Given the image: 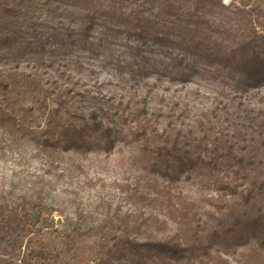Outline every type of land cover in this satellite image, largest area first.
I'll return each mask as SVG.
<instances>
[{
    "label": "rangeland",
    "instance_id": "obj_1",
    "mask_svg": "<svg viewBox=\"0 0 264 264\" xmlns=\"http://www.w3.org/2000/svg\"><path fill=\"white\" fill-rule=\"evenodd\" d=\"M87 1L27 0L41 12V19H48L57 35L46 47L44 66L37 61L36 67L31 62L34 57L27 52L25 60L29 63L24 61L19 69L8 71L18 51L16 47L0 46V69L5 70V78L24 81L32 73L42 74L46 69L56 76L58 83L79 79L93 89L100 103L104 99L102 105H107V99H112L119 108L130 103L129 119L119 121L123 135H129L139 124L148 123V136L153 141L171 146L177 140V146L187 152L185 157L194 159L196 164L170 180L150 173L148 162L155 158L153 154H145L136 144L129 147L120 139L111 156L100 147H81L70 139L44 141L42 132L51 127L45 114L56 105L47 98L49 109L44 111L39 100L30 95L14 111L27 127L16 129L0 116V203L17 205L22 195L42 193L55 207L54 218L60 220L59 225L55 229L49 221L40 224L39 233H31L24 239V256L45 253L52 264H129L112 256L103 260V237H121L123 228L143 239H168L177 234L179 227L167 213L163 189L185 195L206 211H215L214 206L202 201L206 197L218 198L219 193L212 186L214 180L223 177L234 180L231 170L238 167H242L241 172L264 178V132L249 130L253 139L239 134L240 129L245 130L247 121L241 125L242 120L234 117L233 108L227 113L212 105L217 96L228 102L232 88L226 83L227 72L216 77L214 67L191 60L187 62L195 64L196 69L174 66L172 59L155 47L142 45L137 49L141 42L136 37L116 26L115 20L102 17L107 10L116 9V15L127 14L146 4L149 6L146 15L158 14V19L164 20L160 18L161 0H97L93 7L100 19L92 39L85 42L82 35L74 32L85 19ZM196 1L186 0L189 11L183 14L192 25L196 20L201 23L197 39L210 38V43L218 39L226 48L247 40L264 55V20L258 19L259 12L264 11V0H218L221 6L201 3L192 8ZM12 3L0 0V7ZM190 14L198 19L188 18ZM13 27H18V23ZM62 28L74 30L73 38L60 36ZM167 70L173 74H167ZM147 83L153 91L147 104L148 113L142 115L138 108L141 97L148 93ZM44 84L42 80L41 86L33 87L36 91L32 93L38 98L50 91H46ZM260 90L264 94V87ZM62 123L74 121L63 116ZM74 124L76 131L85 126L86 132V123ZM85 139L93 137L86 135ZM233 157H241L242 162ZM143 192L154 202L142 201L139 194ZM250 246L259 248L254 240ZM179 264L192 263L184 259Z\"/></svg>",
    "mask_w": 264,
    "mask_h": 264
},
{
    "label": "trees",
    "instance_id": "obj_2",
    "mask_svg": "<svg viewBox=\"0 0 264 264\" xmlns=\"http://www.w3.org/2000/svg\"><path fill=\"white\" fill-rule=\"evenodd\" d=\"M96 1L86 2L85 19L80 29L74 32L71 28H62L59 35L73 38L74 32L75 35H82L85 42H89L96 29L97 20L100 19L93 7ZM12 2L11 5L5 4L0 7V46L16 47L18 51L13 57V65L7 70L19 69L24 61L26 64L29 63L25 60L27 52L34 57L31 62L36 67L37 61L44 66L46 47L57 34L52 31L48 19H41V12L39 13L33 4L27 0ZM160 3L163 12L159 16L164 20H159L158 14L156 17L146 15L149 9L146 4L136 7L127 14L116 15V9L107 10L102 17L115 20L116 26L126 29L130 37H136L138 42H141L137 49H141L142 45L151 49L155 47L159 53L170 57L174 66L196 69L195 64L187 62L191 60L206 62L207 65L214 67L216 77L226 75L227 72L229 79L226 83L232 88L228 102L225 103L217 96L212 105H216V109L219 107L225 109L227 113L233 108L234 117L242 120L241 125L247 121L245 130L240 129L239 134L246 137L249 135L252 139L254 134L250 132L257 130L262 134L264 132V94H260V89L264 87L262 50L247 40L238 41L230 48L223 46L218 39L211 43L208 41L210 38L202 37L199 40L197 35L201 23L196 20L192 25L183 14V11H189L185 6L186 0L166 3L161 0ZM201 3L222 5L218 0H197L192 8ZM187 17L196 18L194 14ZM258 19L264 20V11L259 12ZM15 22L18 23V27H13ZM89 44L94 45L93 42ZM49 65L51 64L48 63ZM167 71V74H173L172 71ZM4 73L5 70L1 68L0 116L2 121L16 129L27 127L26 122L14 114L18 105L32 95V98L39 100L41 108L48 111L46 99L50 98L51 104L56 106L45 114L51 127L42 132L44 141H50L49 138L57 142L70 139L72 143H78L81 147H100L107 156H111L115 143L120 139L129 147L136 144L145 154H153L155 158L148 162L150 173L167 176L170 180L175 179L174 177L182 173L184 168L196 164L194 159L185 157L187 152L177 146V140H174L171 146L153 141L148 136L150 129L148 123L139 124L136 129L129 131V135H123L119 121L127 122L129 119L131 115L129 102L124 108L116 107L112 99L106 100V106L102 105L104 99H100V103L93 89L87 88L84 82L75 79L58 83L56 76L46 72V69L42 74L32 73L24 78V81L16 79L14 82L7 80ZM42 80H45L43 87L50 91L38 98L32 93L36 91L33 87L41 86ZM147 85L148 93L142 96L139 102V114L142 115L148 113L147 104L153 91L148 83ZM17 89H19L17 95H13ZM63 116H67L74 123H86V132L85 126L76 131L74 123L63 124ZM86 135H92L93 139L86 140ZM233 158H236L238 163L242 162L241 157ZM241 170L242 167L231 170L235 176L234 180L223 177L212 182L213 189L219 193L218 198L206 197L202 198V201L214 206L215 211H206L185 195L173 193L169 188L166 191L163 189L167 213L170 220L179 227V232L168 239H143L132 236L128 228H123L124 235L121 237L110 236L107 239L103 237L105 241L103 260L112 256L129 264H179L184 259H188L192 264L195 262L238 264L240 261L244 264H264V178ZM187 177L190 178L189 175ZM161 192L159 191V194ZM139 197L146 203L153 200L144 192L140 193ZM55 213V207L49 204L42 193L33 196L22 195L17 205L0 203V264H52L47 254L36 252L35 256H24L23 249L24 239L31 233H39L40 224L49 221L52 228H57L60 220L54 218ZM252 240L259 248L250 246ZM149 259L152 262H149Z\"/></svg>",
    "mask_w": 264,
    "mask_h": 264
}]
</instances>
